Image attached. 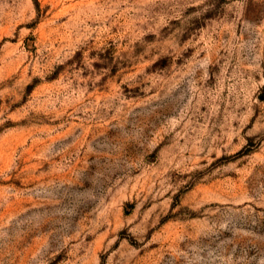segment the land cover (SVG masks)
<instances>
[{
  "label": "rangeland",
  "instance_id": "obj_1",
  "mask_svg": "<svg viewBox=\"0 0 264 264\" xmlns=\"http://www.w3.org/2000/svg\"><path fill=\"white\" fill-rule=\"evenodd\" d=\"M0 264H264V0H0Z\"/></svg>",
  "mask_w": 264,
  "mask_h": 264
}]
</instances>
